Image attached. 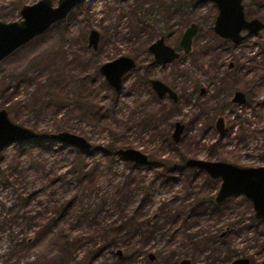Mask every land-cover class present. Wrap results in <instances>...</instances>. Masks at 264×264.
Masks as SVG:
<instances>
[{"label": "rangeland", "instance_id": "1", "mask_svg": "<svg viewBox=\"0 0 264 264\" xmlns=\"http://www.w3.org/2000/svg\"><path fill=\"white\" fill-rule=\"evenodd\" d=\"M37 1L39 0H0V21L4 23L19 22L21 20L20 8L25 5H32ZM52 1L53 6H56L57 0ZM244 1L249 2L250 0ZM249 6L247 12H249L250 18H260L261 20L264 18V10L256 12L252 5L249 4ZM106 7L104 1L82 0L67 17L68 19L71 17L78 18L71 34H65L60 28V23H57L0 62V110H7L13 122L37 130L40 137L48 138L52 133L62 129L84 136L91 144L89 148L91 151H86V155L84 153L88 167L90 168L98 162L101 166L99 168H102L104 172L97 174V185L102 190L112 188V185L109 184L111 175L104 169V167L110 166L107 163L109 158L104 157L102 154V148L107 147L109 144H113L115 149L134 148L140 150L147 154L150 161L166 159L178 162L181 156L186 158L187 155L193 154L199 158H206L211 142L216 141L219 137L216 129L211 126V123L214 122L211 115L213 114L214 104L220 102L222 98L221 90L230 91L231 89L247 88L248 86L244 84L245 80L242 78L244 67L256 68L251 76H246L251 79V82L258 80L255 73L264 68V49L260 47V44L264 43V30H262L256 37L249 38L236 48L224 44L226 50L216 52L214 54L215 60L209 58L206 61H200L199 68L194 67L189 57H184L182 61L169 64L170 74L174 69L177 70V67L187 70L183 81H178L171 75L169 76L181 98L176 107L166 108L164 113L163 107L155 104L146 95L144 100H147V103L141 101L139 105V102H135V100L130 101V98L125 96L129 87V84H126L122 99L124 102L118 103L114 109H108L109 112L107 110L104 117L99 115L91 117L83 114L77 107V101L81 100V97L77 93H73V91L76 92L79 78H85L86 81L95 78L91 85L98 95L95 102L100 100L101 104L97 105L93 111L101 106L105 107V105L111 107V101L116 100L117 96L114 91L104 85L105 82L102 77H97L92 73L93 69L121 55H131L140 51L137 47L133 48V46L130 47L127 44L115 42H106L104 46L101 45L102 42L100 41V50L96 52L85 48V44L83 46L81 37L85 35L86 38L91 29L97 30L100 36L104 32H112L111 29H114V27L121 33H129V25L135 24V19L127 8L122 11L124 12L122 14L121 8H118L120 12L119 10L109 12ZM112 13H120L123 16L115 19L111 15ZM180 16V14L174 16L167 25L171 27L174 35L168 42L173 47L177 46V42L185 28L184 23L179 24L178 19H180ZM109 17L112 19H109ZM212 23L213 20H209L202 26L205 33L208 32V29L210 30ZM103 27H107V29L104 30ZM163 27L164 25L162 27L156 26L155 31H161ZM148 32L147 29L145 33ZM146 34H143V40L140 39V46H142L143 41L147 40ZM71 38L72 41H69ZM201 40H206L209 44H218L217 38L212 33L211 35L208 34L207 37H202ZM79 49L84 51L80 50V53ZM198 49L197 41L193 51ZM77 54H79V57L76 56ZM75 57L79 59L75 60ZM230 62L233 63L235 68L227 73L225 71L226 66ZM52 80L64 81L63 83H66V86L62 85L61 88L51 93L49 95L50 100L47 99L48 104L45 107L41 106V113L36 115L30 101L31 94L39 84L45 82L48 84ZM196 85L207 89L204 96H198L197 91H195ZM256 90H258L257 94L248 98L249 102H252L250 106L245 108L236 107L235 110L236 114H246H240L241 119H236L239 123L242 122V126L246 130L245 149L237 145L232 138L229 139L232 133L227 134L225 131L224 138L220 140L223 145L220 149L222 154H218L215 158L222 157L226 161L241 166L254 167L260 165L259 161L264 155V83ZM192 91L193 93H187ZM41 92L44 94L46 88H43ZM112 92L114 93L112 94ZM190 94H193L194 101H187L186 95ZM197 96L199 102L196 104L194 98ZM257 112L262 115L260 119L252 116V113ZM201 113H204V115H200ZM140 114L151 117L152 122H142ZM175 120L188 124L182 132L179 143L176 144L178 146L177 150L170 145V140L166 139L165 136V133L172 131V124ZM232 120V116L229 119L225 117L227 128L230 127V124H234ZM242 137L244 138V135ZM237 140L241 143L244 141L240 140L239 137ZM53 143L61 144L55 141ZM15 144L16 142H12L1 149L2 158H4L0 161L2 166L7 165L14 159L12 155ZM97 147L99 148L97 149ZM25 159L22 156L23 163L21 165L24 166V172L26 171L24 175L26 179L18 175L15 176V181L5 182L0 175V264H23L29 259H39L43 262L52 263L54 262L53 255L57 250V234L60 229L57 232L50 231L49 234L39 239L35 238V230L39 227L38 223L44 224L47 222L52 211L53 200L69 197L68 189L72 177L67 174V170L71 168L69 165L70 160L56 157L52 153H44L38 160L46 167L48 176L42 178L37 173L29 170ZM114 159L116 160L112 163L113 166L110 167L111 171L116 172L112 182L117 183L122 179V174L128 169H126L124 159L119 155H115ZM141 166L139 164L135 170L138 175L137 181L134 183L136 186L143 183L144 180L141 176L152 178L153 175V172H147L148 170ZM184 169L194 184L188 189H184L185 186L182 187L179 184L172 187L170 185L163 187L156 184V187L151 191L150 210L148 212L150 215L157 210L161 202H166L169 207L176 209L179 203L187 205L196 197L207 198L208 196H214L218 191L220 182L217 179L209 178L202 174L203 172L200 173V171L194 169L193 171L187 168ZM59 176L58 180L49 185L51 179ZM30 193H33L30 201L22 203L21 195ZM224 201H226L224 204L227 207L220 217L206 215L194 227L190 225L186 232L190 233L195 229H210L213 234L215 231L221 233L226 230L225 226L227 225L230 229L226 236L221 238V241L231 240L232 247L238 250L237 256L245 255L250 258L252 263L260 264L259 262L264 257V250L262 253L258 252L260 243L264 240V220H258V223H255L252 208L244 200L243 195H231ZM137 203L138 198L136 197L128 204L130 212ZM13 216L18 218L17 222L13 220ZM27 216L33 217L32 225L37 226L25 228L24 226L29 223ZM187 225L188 222H184L183 225L181 220L172 226L165 225L164 228H158V231L149 240L148 237L138 235L135 240H137L139 247L144 245L147 252L156 255H159V250H162L161 253L164 254V258L151 261L145 253L136 256V258L133 257L129 264H170L173 263L171 251L177 252V262L180 258L188 256L192 258V264H204L206 251L199 252V247L196 246V241L199 240L197 238L203 239L204 236H195L191 239L186 233L184 235L178 232L185 231ZM65 227L68 228L69 226ZM27 236L32 237L33 240L20 246L22 240ZM209 246L217 249V251L221 249L219 244ZM120 250L121 254L125 253L127 247L122 246ZM225 253L224 250L218 255L221 257ZM107 255H109V252H107ZM167 259L170 263L166 261ZM212 260L214 259H211V264L212 262L213 264H220L219 261Z\"/></svg>", "mask_w": 264, "mask_h": 264}, {"label": "trees", "instance_id": "2", "mask_svg": "<svg viewBox=\"0 0 264 264\" xmlns=\"http://www.w3.org/2000/svg\"><path fill=\"white\" fill-rule=\"evenodd\" d=\"M97 1H104L105 7L107 6L106 9L109 12L121 8V13L123 14L124 12L122 11L127 8L135 19V24L129 25L128 27L129 33H121L114 27V29H111L112 32H104L101 34V41H111L114 43L135 36H138L139 40H143V34H146L145 31L147 29L149 30L146 34L147 40L143 42H151L152 38L150 34L152 33H155L156 36L172 33L171 27L167 26L171 22V19L180 14V19H178L179 24L184 23L185 26L186 22L182 16L183 10L186 6L194 5L197 0ZM122 14L112 13L111 15L116 19V17H122ZM109 19L112 18L109 17ZM77 21L78 18H67L60 22V28H62L65 34L69 35ZM162 25H164L163 30L155 31L156 26L162 27ZM103 28L104 30L107 29V27ZM81 38L84 46L85 35ZM69 41H72V38ZM63 82L52 80L48 84L45 82L35 88L31 94L30 101L36 115L41 113V106L45 107L48 104L47 99L50 100L49 95L51 93L61 88L62 85L66 86V83ZM43 88H46L44 94L41 92ZM73 93H77L81 97V100L77 101L78 110L91 117L94 115L104 117L108 109H114L118 105L117 101L112 100L111 107L105 105V107L101 106L93 111L101 103L99 99V102H95L97 99L96 96L98 95L94 91L93 86L88 84L83 78H79L76 92L73 91ZM60 131L66 130L62 129ZM53 142L51 138L40 136L33 140L16 142L12 155L14 159L7 165L2 166L0 164V175L3 181L13 182L15 181V176L18 175L26 179V176H24L26 171L24 172V166L21 165L23 163L22 156L26 158L25 162L29 170L37 173L42 178H47L48 176L46 167L38 160L44 153H52L56 157L70 160L69 165L71 168L67 170V174L72 177L70 180L71 185L68 189L70 195L67 198L53 200L50 217L46 223H38L37 225L39 227L35 230V238L39 239L49 234L50 231L54 230L57 232L60 229L57 234V250L55 255H53L54 262L47 263L39 259H29L23 264H55V259H57L56 264H129L133 257L136 258V256L145 253L147 256L149 253L144 245L138 246L137 240H135L138 235L148 237L147 239L149 240L158 231V228H164L165 225L172 226L180 220L183 222V225L184 222H188V225L185 231H178L179 233H183L184 235L186 233L191 239L195 236H204L203 239L197 238L199 239L196 241L197 247L205 248L210 244H215L216 241H221L220 233L215 231L213 234L210 229H195V231H191L190 233L186 232L190 225L194 227L206 215L221 216L225 210L223 207L226 206L223 205L224 203L217 204L214 201L213 195L207 198L196 197L187 205L179 203L176 209L169 207L166 202H161L156 211L151 215L148 213L150 210L151 191L156 187V184L163 187L167 185L172 187L179 184L182 187L185 186L184 189H188V187L194 184L192 179L188 177L189 174L185 173V169L181 167L185 159L184 156L180 157L179 162L160 159L152 160L150 163L142 165V168L147 169V172H153V175L152 178L144 175L141 176L144 181L138 184V186L134 183L137 181L138 175L135 173V170L139 164L124 160L128 171L122 172V179L117 181V183H113L112 179L116 172L111 171L110 166H113L112 163L116 160L114 157L118 155V148L115 149L113 144H109L107 147L102 148V154L104 157L109 158L107 163L110 166L104 167V169L111 175L109 184L112 185V188L102 190L97 185V174L103 172L102 168H99L100 163H94L89 168L86 163V157L84 156V153L86 155V151L91 150L80 149L63 143L57 145ZM2 155V151L0 150V161L4 159ZM59 178L60 176L51 179L49 185H52V182ZM32 194L21 195L20 199L22 203L30 201L33 196ZM136 197L138 198V203L130 212L128 204ZM17 219V217L13 216L15 222H17ZM27 219L29 223L24 226L25 228L28 226H37L32 225L33 217L27 216ZM65 226L69 227L66 228ZM32 240V237L27 236L22 240L23 242L20 243V246ZM122 246L127 247V251L118 255L116 251ZM220 246L222 247L223 245ZM161 251L159 250V255L157 254V260L164 258V254ZM107 252H109V255H107ZM174 258H177V253L174 254ZM166 261L170 263L168 259ZM175 262L174 260L170 264H174Z\"/></svg>", "mask_w": 264, "mask_h": 264}, {"label": "flooded vegetation", "instance_id": "3", "mask_svg": "<svg viewBox=\"0 0 264 264\" xmlns=\"http://www.w3.org/2000/svg\"><path fill=\"white\" fill-rule=\"evenodd\" d=\"M246 3H247V5H246ZM249 4L254 7V10L256 12H261L262 10H264V0H250L249 2H245L244 0H241V5L243 7V16H244L245 20L248 22H250L252 20H258L259 22H261L263 27L259 31H257L256 33H254L252 35L249 34L247 29H242L240 31V37L242 39H241V41H239L237 43H235L231 39L222 38L214 32L215 20L217 19L218 15H219L218 7L211 1L197 0L194 3V5L189 6V7L186 6L185 9L183 10L182 16H183L184 21L186 22V25H185V28H184V30H183V32H182V34H181V36L177 42L178 44L176 47H173L172 45H170L168 43L170 41V39L174 36L173 33H170V34L165 33V34L158 35V36H156L155 33H152V34H150L152 41L146 42V43L142 42V46H140V43H139L140 40H139L138 36L131 37L127 40H119V41L115 42L118 44L124 43V44L129 45L130 47L133 46V48L137 47L140 49L139 52L132 53L131 55H121V56L117 57V58L128 57V58L132 59L134 62V67L132 69L125 71L121 75V77H120V91L119 92H116L112 87H110L108 85V83L105 81L104 76L99 72L100 68L105 63L111 62L117 58L112 59V60L107 61V62H104L100 66L95 67L93 69L92 73H94V75L97 77L100 76L103 78V80L105 82L104 85L115 92V93L114 92H112V93L116 94L117 97H116L115 101H117L118 103L124 102V101H122V99L124 97V92L126 89L124 86L126 84H129V87L126 90L125 96L130 98V101L135 100V102H139L138 103L139 105L141 104V101L143 103H147V100H144V97L146 95L152 101H154L155 104L163 107V113H164V112H166V108L176 107L180 101V98H181V96H179L177 90L175 89L172 80L169 79V76L171 75L174 79L176 78V80H178V81L179 80L183 81V78L185 77L186 70H187L185 68L177 67V70L174 69L172 71V73L170 74V72L168 70L169 64H173L177 61H182L184 59V57H187V58L189 57V60L191 63L194 64V67L199 68L200 67V65H199L200 61L203 62L209 58L211 60H215L214 54H216V52H220V51L223 52L224 50H226V48H224V44L227 45L228 47L236 48V47L240 46L244 41L248 40L249 38L256 37L258 33H260L262 30H264V22H263L264 18H262V20H261L260 18H250L249 17V15H248L249 12H247L248 7L250 8ZM209 20H213L212 27L210 28V30L208 29L207 33H205L202 26L204 24H206ZM57 23H60V22H57ZM192 24L196 26L197 31H196L195 35L192 37L191 49L188 52H186L183 48L180 47V40H181V37H182L183 33L185 32V30L188 29ZM211 33L217 38L218 44L217 43L209 44L206 42V40H201L202 37H204V36L207 37L208 34L211 35ZM88 36H89V33H88ZM88 36H86L85 41H84L85 48L91 49L93 52L99 51L100 50L99 42L101 41V36L99 37V40H98L97 49H92V48L88 47ZM161 37H163V39H164V44L169 46L170 48H172L175 51V53L177 54V57L175 59L167 61V62L162 61V60H157L155 58L154 54L149 51V46ZM128 41H130V42H128ZM197 41H198L199 49L197 51H193V47L197 45ZM101 42H102L101 45H104V46L106 45L105 41H101ZM110 43H113V42L110 41ZM260 47L262 49H264V43H261ZM81 51H84V50H81ZM81 51L79 50L80 53H81ZM13 53H11L10 55H12ZM10 55H8L7 57H9ZM78 56H79V54H78ZM75 60H77L76 57H75ZM215 68H216V66H215ZM234 68H235V66L233 65L232 62H230L229 64H227L225 71L227 73H229L232 70H234ZM243 71H244V73L242 75V78L245 80L244 84H246L248 87L247 88H241V89H235V90L231 89L230 91L221 90L222 91V98H221L220 102H216L212 108L213 114L211 115V118L214 119V122L211 123V126H213V128L216 129L219 137L217 138L216 141L211 142L210 147L208 148V153L206 155V158L196 157L195 154L190 155V156L187 155V157L183 160L184 165L181 166L182 168H187L189 170L194 169V170L200 171V173L203 172L202 174H205L207 177L211 178L205 171H203L199 168L186 166L185 161L188 158H195V159H203V160H207V161H222V162H226V163L236 165L232 162L224 160L222 157L215 158L218 156V154H222V152H220V149L223 145L221 144L220 140H221V138H224L225 131L227 132V134L232 133V135H230L229 139L232 138L234 140V142H236L237 145L241 146L242 149H245L244 148L245 147V141L247 140V138H246L247 134L245 133L246 130L243 128L242 122L239 123L238 120H236V119H241L240 114H242V115H246V114L240 113V112H239L240 114H236L235 110H236V107L245 108L247 106H250L252 104V102H249L248 98H251V95L257 94L258 90H256V88H258L261 84L264 83V68L261 71L258 70V72L255 73L256 77H258V80H256V81L254 80V82H251V79L249 77H246V76L247 75L251 76L256 71V68H254V67L251 68L248 66V67H244ZM83 79H85V78H83ZM94 79H95L94 77L92 80L87 79L86 82L88 83V80H89L88 84L91 85L93 83ZM152 81H157L161 85L166 87L167 89L171 90L174 93L175 99L171 98L168 92H164L160 96L156 92V90L154 89L153 85L151 84ZM195 91H197V94L199 97H202L207 92V89L203 88L200 85H196ZM160 92H162L161 89H160ZM187 93H193V91L187 92ZM236 94H241L243 96L244 101L242 103L238 102V100L234 101ZM192 96H193V94L186 95L187 101L191 102L193 100ZM198 96L196 98H194L196 104L199 102ZM183 98H184V96H183ZM200 115H204V113H201ZM230 116H232V118H233L232 122L234 124L233 125L230 124V127L227 128L226 123H225V117L227 119H229ZM252 116L254 118L259 117V119L262 117L260 112L252 113ZM140 117H141L142 122H146V123L152 122L151 117H148L147 115L142 116L140 114ZM220 118L222 119V123H221L222 131L221 132H220L221 129L218 126V120ZM177 123L182 125V130L179 134V137L177 139H174L173 133L176 129ZM172 125H173L172 131L165 133V136H166V139L170 140V143H171L170 145L175 150H177L178 146L176 144L179 143L182 132L188 126V124H186L185 122L179 121V120H175ZM237 135H238L240 140H242V141L244 140L243 143H241V141L237 140L238 139ZM242 135H244V138L242 137ZM150 162L151 161L149 160V157H148V162L143 163L141 165H145V164H148ZM259 162H260L259 166H264V155ZM236 166H238V167H252V166H241L238 164ZM259 166H254V167H259ZM207 177H205V178L208 179ZM216 179L219 182L221 181V179H219V178H216ZM216 193H217V191H216ZM216 193H215V195H216ZM215 195H214V201H215ZM235 195H242V194H235ZM244 200L252 208V212H253V215H254L256 222L253 219H252V221H254L257 224L258 220H264V218H262V219L256 218L252 202L248 198H246L245 196H244ZM225 202L226 201L222 200V201L216 202V203H225ZM223 205L226 206V204H223ZM226 207H223V209H226ZM229 229H230V227L228 226V227H226V230L222 231L219 234L220 239L224 238L226 236ZM208 244H210V243H208ZM215 244L223 245L221 247L220 251H217V249L211 248V246H209V245L206 246L205 248L199 246V248H198L199 252H205L206 251V257H205L204 264H207V263L211 264V259H214L212 261H215V262L219 261L220 264H224V263L229 264L231 261L238 259V258H247L251 264H255V263H252L250 258L245 256V255L237 256L238 250L232 247L231 240L227 239V240H222V241H216ZM210 245H212V244H210ZM259 247H260V249L258 252L262 253V251L264 250V240L260 243ZM224 250L226 253L220 257L218 255V253H221ZM171 252H172L171 256H173V262H174V260L176 261L174 264H176V263L180 264V262L182 260L188 261L187 264H192V258H190L188 256L180 258V260L177 262V258H174V254H176L177 252H173V251H171ZM150 253H152V252H149L147 254V257L149 260H151L149 258ZM152 254L154 255V258L152 260L156 261L157 260L156 254L155 253H152ZM216 258H217V260H216ZM259 263L264 264V257H263V260ZM212 264H213V262H212Z\"/></svg>", "mask_w": 264, "mask_h": 264}, {"label": "water", "instance_id": "4", "mask_svg": "<svg viewBox=\"0 0 264 264\" xmlns=\"http://www.w3.org/2000/svg\"><path fill=\"white\" fill-rule=\"evenodd\" d=\"M82 0H57V5L53 6L52 0H39L32 5H25L19 10L21 20L19 22L4 23L0 21V62L18 48L26 45L35 37L40 36L52 25L66 19L70 12L81 3ZM213 2L219 9V15L215 20L214 32L222 38H228L235 43L241 41L240 31L247 29L252 35L263 26L258 20L246 21L243 16L241 0H206ZM197 28L191 25L183 33L180 40V47L186 52L191 49L192 37ZM100 33L91 29L88 36V47L97 49ZM149 51L154 54L157 60L170 61L177 57L175 51L164 44L163 37L156 40L149 46ZM134 67V62L128 57H120L111 62L105 63L99 70L105 81L116 92L120 91L121 75ZM120 75V76H119ZM156 92L161 96L168 92L170 97L175 99L174 93L161 85L157 81H152ZM160 89L162 92H160ZM238 97V98H237ZM242 103L244 98L241 94H236L234 101ZM222 119L218 120L220 132ZM182 130V125L177 123L173 133V138L177 139ZM39 137L37 130L13 122L7 110H0V150L12 142L33 140ZM49 138L55 142H60L80 149H89L90 141L84 136L69 131H59L52 133ZM117 154L124 160L133 163H147L148 156L140 150L134 148H118ZM188 167H196L205 171L211 178L221 179L215 201L220 202L225 198L242 194L248 198L253 205L255 217L264 218V166L259 167H238L236 165L222 161H207L203 159L188 158L185 161ZM121 255V250L116 251ZM152 260L154 255L149 254ZM187 264L182 260L180 264ZM229 264H251L247 258H238Z\"/></svg>", "mask_w": 264, "mask_h": 264}]
</instances>
